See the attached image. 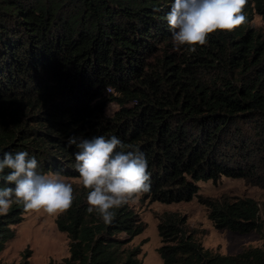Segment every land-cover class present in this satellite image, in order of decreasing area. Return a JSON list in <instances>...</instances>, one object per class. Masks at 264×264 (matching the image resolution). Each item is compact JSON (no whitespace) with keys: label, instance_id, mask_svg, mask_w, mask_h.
Returning a JSON list of instances; mask_svg holds the SVG:
<instances>
[{"label":"trees","instance_id":"1","mask_svg":"<svg viewBox=\"0 0 264 264\" xmlns=\"http://www.w3.org/2000/svg\"><path fill=\"white\" fill-rule=\"evenodd\" d=\"M172 3L0 0V157L26 151L38 174L79 177L69 137L116 136L147 160L150 190L141 198L197 197L214 228L261 239L220 254L201 246L184 215L163 211L155 249L162 264H264L257 201L197 194L198 182L221 176L264 187V33L249 26L253 14L264 22V0H247L246 23L210 34L195 53L174 50ZM109 103L116 108L106 115ZM9 171L0 173V188L14 187L4 179ZM72 187L71 207L54 220L68 255L44 264H142L138 247L127 245L142 229L133 210L113 209L105 224L87 211L89 190ZM25 212L13 203L0 215V251ZM18 264H29L25 254Z\"/></svg>","mask_w":264,"mask_h":264},{"label":"clouds","instance_id":"2","mask_svg":"<svg viewBox=\"0 0 264 264\" xmlns=\"http://www.w3.org/2000/svg\"><path fill=\"white\" fill-rule=\"evenodd\" d=\"M247 0H173L166 16L174 50L187 46L195 53L197 45L207 43L210 34L233 31L247 21L243 9ZM75 145V170L78 182L88 189L87 211L96 213L105 224L115 218L118 209L134 197L150 190L147 160L138 147L125 145L116 137L94 136L90 139L69 137ZM38 161L26 151L4 152L0 157V173L14 187L0 188V215H6L13 203L26 211L43 212L50 216L66 212L74 200L70 183L58 174L37 173Z\"/></svg>","mask_w":264,"mask_h":264},{"label":"rangeland","instance_id":"3","mask_svg":"<svg viewBox=\"0 0 264 264\" xmlns=\"http://www.w3.org/2000/svg\"><path fill=\"white\" fill-rule=\"evenodd\" d=\"M249 26L264 33V22L253 14ZM172 41V39H171ZM171 50V49H168ZM161 51L155 53L159 55ZM108 93V91L106 90ZM112 92V91H109ZM116 108L113 103L106 107V115ZM45 175H53L47 173ZM71 185L78 184L79 177H64ZM197 194L201 197L217 198L220 196H248L258 203L260 219L264 220V187L250 184L241 178L221 176L214 182L206 180L198 182ZM136 214L137 221L142 224L141 232L133 236L128 246H137V257L142 264H162L155 249L159 245L156 232L157 216L163 211L184 215V224L195 228L198 232L195 238L203 248L220 254H235L246 246H259L261 239L255 232L239 234L225 229H216L205 215V209L197 202V197L189 201L161 203L148 201L145 198L134 197L126 203ZM55 216L45 213L26 211L21 220L10 226L13 237L5 242L0 251V263L18 264L25 254L29 264H44L48 261L57 263L68 255V244L65 233L55 227ZM124 237L123 233L118 235Z\"/></svg>","mask_w":264,"mask_h":264}]
</instances>
